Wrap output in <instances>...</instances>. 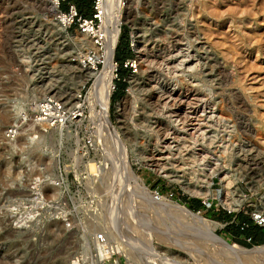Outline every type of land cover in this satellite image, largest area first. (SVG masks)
Segmentation results:
<instances>
[{
	"label": "rangeland",
	"instance_id": "obj_1",
	"mask_svg": "<svg viewBox=\"0 0 264 264\" xmlns=\"http://www.w3.org/2000/svg\"><path fill=\"white\" fill-rule=\"evenodd\" d=\"M85 1L94 18L96 0ZM103 1L108 14L122 5L115 61L126 81L115 82L124 92L111 98L113 127L100 133L86 110L80 122L44 128L43 154H10L4 131L14 122L0 116V264H234L221 247L181 234L187 218L168 204L199 208L231 245H264L229 239L214 217L221 207L202 204L207 189L217 203L227 178L239 215L264 211V0ZM46 9L45 0H0L5 107L22 96L27 103L33 95L73 100L67 92L90 78L83 56L105 46L94 44L104 16L87 35L79 22L62 23ZM127 44L132 55L122 68ZM138 47L155 64L140 59ZM162 87L172 92L169 101L158 99ZM129 94L135 104L118 115L114 101ZM26 156L30 164L22 163ZM124 156L131 174L122 170ZM241 262L264 264L245 254Z\"/></svg>",
	"mask_w": 264,
	"mask_h": 264
},
{
	"label": "bare ground",
	"instance_id": "obj_2",
	"mask_svg": "<svg viewBox=\"0 0 264 264\" xmlns=\"http://www.w3.org/2000/svg\"><path fill=\"white\" fill-rule=\"evenodd\" d=\"M119 1L117 0V2H119ZM114 3L116 4V2H114ZM102 4L103 5H101V4L99 5V9H100V15L99 16H104V17H102V20H103V23L105 25L104 26L105 29L103 28L104 31L101 30L100 34L103 37L105 46H104V51L101 53L100 58L101 57L104 58V67L100 71L99 75L96 77V80H97V81H95L96 85L92 88V91L90 92L89 96H86V100L84 102V105L86 106V108L88 110V116L90 118V121L93 124H95V126H97L99 128L100 133L104 134L105 132L107 133V131H110L111 128L113 127L112 126L113 124H112L111 119H110V115H111L110 101H111L112 87L114 85L113 79H114V69H115V51H116V47L118 44L119 35L121 32L120 24H121V19H122V9H121L122 5L119 3L117 6L118 9L116 11H113V12H111V10H110L111 14H108V12H105L107 9V8H105L106 3H104V1H103ZM45 5L47 7L46 11H48L49 15L52 14V15H54V17H57V20L59 19L60 22L67 23L68 15L65 16L64 13H60L58 8H57V5L55 3H53L51 0H45ZM83 32H85V33H87V35H89L90 28L86 29ZM96 43L94 42V44H96ZM153 56L154 55L148 53L146 51V49H141L138 47V57L140 59H143L144 62L148 63L149 65H152L153 63L155 64V61H153L154 60ZM155 60H157V57L155 58ZM81 62H80L81 63L80 67L82 69V72L83 73L85 72L83 77L86 76L87 78H89V77L91 78V76L94 74L93 73V63H91L93 61L89 62L88 59L86 58V59H83ZM165 64L167 65V63H165ZM167 67H169V66L167 65ZM152 73H154V72H152ZM132 79H133L132 82H136V79H134V76L131 77V80ZM168 89H165V87H162V89H160L161 91L159 90L160 96H158V99L169 101L172 97V92ZM131 91H132V89H131ZM168 91H170V92H168ZM67 95L70 98H73V100H75L73 102V105H75L76 104V98H77V97H75V94L67 92ZM4 102L2 99H0V116H1V119L3 121H9V119H10V120H12V122H18V119L21 116V111L23 109V106L27 104V98L22 96L21 98H16L13 100L8 99L7 107L3 106ZM135 102H136V98L129 94L123 101H119L116 104V113L118 115H125L126 106L131 105V104L134 105ZM164 102H165L164 105L168 104V102H166V101H164ZM160 103H162V102H160ZM30 129L33 130L32 133H30L31 131H28L29 129L24 130L19 137V141L16 139L15 140H7L6 139L5 140L6 141L5 142V149L10 154H13L15 152L33 153L36 151L42 153L43 152L42 149L44 147V140H45V130L43 127L38 129V128H35L34 126H32ZM34 135L40 136V139H37L36 142H34V139H33ZM103 137L105 138V135ZM106 137H107V135H106ZM117 141L119 143V140H117ZM113 142H116V141H113ZM116 146H118V145L116 144ZM127 156L126 157L124 156L123 158H125V159H122V165L124 168L122 170L123 171L126 170L128 173H130V164H129V161L127 160ZM22 163L23 164H30L31 160L29 157L26 156L25 158L22 159ZM88 167L90 168L91 172H93V173L96 172V171H94L95 170V164L91 163V164H89ZM124 173H126V172H124ZM216 175H218V173ZM228 181L230 182V180H228ZM229 182L227 185V178H226V182L225 181L223 182V190L225 191V193H222L219 190L218 196L220 197L221 201L223 203H225L226 205H229L230 208L237 209L240 205L237 204L236 202H233V200H231V198L229 197V193H228V191H229L228 186L230 184ZM157 195H158V193H157ZM210 195H211V190L207 189L206 190V197L208 198ZM155 197H157V196L155 195ZM168 207H172V208L174 207V209L176 208L183 216H185L186 218H188L190 220L193 217L199 219V216H201L200 214L194 216L191 212H189L191 210H189L186 206L181 205L176 201H170L168 204ZM201 217H203V216H201ZM202 223H203L204 228H206V230L210 229L212 231H216V228L218 226H220V223H217V222H214L211 220H207L204 217L202 219ZM232 248L235 252H237L239 254H245L246 256H249L250 258H252L251 253H258V254L262 253V254H264V245L255 246L253 249L248 250L242 246L235 244V245H232Z\"/></svg>",
	"mask_w": 264,
	"mask_h": 264
},
{
	"label": "built area",
	"instance_id": "obj_3",
	"mask_svg": "<svg viewBox=\"0 0 264 264\" xmlns=\"http://www.w3.org/2000/svg\"><path fill=\"white\" fill-rule=\"evenodd\" d=\"M53 3L57 5V8L59 10L61 3L64 2L65 0H51ZM103 0H96L95 4V14L94 18L91 20L88 19H83L81 16H79L76 8L74 5L70 6L69 12L64 13L65 16L68 15V21L71 23H74L75 21L79 22L81 28L83 31L86 29L90 28L92 31H94V27H92L93 22L96 20H100V9L99 5L102 3ZM60 13L61 10H59ZM76 23V22H75ZM87 27V28H86ZM102 30V29H101ZM101 30H99V34L95 35L97 38V43L98 45L102 46L104 45V40L101 33ZM91 31V30H90ZM95 33V32H94ZM103 42V43H101ZM95 54H90V52H87L84 59H88L89 62L93 63V75L91 78H89L86 83L81 87V89L78 90L77 93H75L76 98V104L73 105V102L75 100H65L64 98H61L60 96L52 95V96H37L33 95L32 100H30L26 105L23 106V109L21 111V116L18 119V122H14L7 126L4 131L5 138L7 140H15L18 139L21 135V133L29 129L28 131H32L30 128L34 126L35 128H45L46 130L48 129H62L67 127L71 123L75 122H80L83 118H85V113H86V106L84 105V102L86 100V85L89 83L91 79H95L99 75L100 71L104 67V58L101 57V53L104 51V48H99ZM103 50V51H102ZM129 64L126 62L124 64V67H128ZM101 67V69H99ZM119 65L115 61V69H114V85L112 87V92H111V98L115 95L117 92V85L115 82H119L121 80V77L119 75ZM94 81V82H95ZM122 81H126L125 78L122 79ZM128 88L126 89V91ZM85 93V94H84ZM114 107L116 108V104L119 102L118 100L114 101ZM110 106H111V101H110ZM96 130V129H95ZM94 146L96 144L93 136L90 140ZM220 175V174H218ZM216 175L215 177H217ZM214 177V178H215ZM214 184V182L212 183ZM222 187V184H221ZM221 187L217 188L215 191L216 197L215 199L217 200V203H214V198H205L202 200V204L206 206L207 208H212V207H221L222 211L226 213L229 216H232V221L231 224H235L240 231H245L250 227V223L247 221H241L238 219V215L240 211H237L235 208H230L229 205H226L223 203L218 196V191L221 189ZM212 188V186H211ZM158 193V192H156ZM159 194V193H158ZM212 194V192H211ZM172 197V195H171ZM241 207V206H240ZM248 215L249 220L251 223H253L255 226L259 228L264 229V211L256 209L255 211L251 212L250 214H245V216ZM226 225H224L225 227ZM97 240H104L103 234H100L97 237ZM247 242L252 241V237H248L246 239Z\"/></svg>",
	"mask_w": 264,
	"mask_h": 264
},
{
	"label": "water",
	"instance_id": "obj_4",
	"mask_svg": "<svg viewBox=\"0 0 264 264\" xmlns=\"http://www.w3.org/2000/svg\"><path fill=\"white\" fill-rule=\"evenodd\" d=\"M191 212L194 216L195 215H199V211L194 213L192 211ZM202 219L203 217L199 216V219L193 217L191 220H188L184 223V222H179L182 226L183 229H181V234L185 235V236H191L197 239H202L208 242L213 243L214 245H217L219 247H221L222 251L224 252V254L230 255L232 261L234 262V264H243L241 262V258L244 254H239L237 252H235L232 248L231 243H229L228 241H226L225 239H223L220 235H218L216 233V231H212L210 229L206 230V228H204L203 223H202ZM190 231H193L196 233V236L190 234ZM180 249H184L183 246L181 245H177ZM200 254H203L201 251H198ZM185 257V256H183ZM251 259L252 260H264V254H258V253H251ZM209 264H222L220 262H218L217 260H215L214 258H210L209 260Z\"/></svg>",
	"mask_w": 264,
	"mask_h": 264
},
{
	"label": "crops",
	"instance_id": "obj_5",
	"mask_svg": "<svg viewBox=\"0 0 264 264\" xmlns=\"http://www.w3.org/2000/svg\"><path fill=\"white\" fill-rule=\"evenodd\" d=\"M220 220L224 223L226 233L229 239L235 240H246L248 237L253 238L254 243L264 242V229L255 226L253 223L250 222L249 217L245 215H238V219L241 221H247L250 223V227L245 231H240L239 228L235 224H231L232 216H227L224 213H218Z\"/></svg>",
	"mask_w": 264,
	"mask_h": 264
},
{
	"label": "trees",
	"instance_id": "obj_6",
	"mask_svg": "<svg viewBox=\"0 0 264 264\" xmlns=\"http://www.w3.org/2000/svg\"><path fill=\"white\" fill-rule=\"evenodd\" d=\"M65 2H68V3H73V5L75 6V8H76V10L78 11V13L80 14V16L82 17L83 15L84 16H86L85 17V19H88V17H90V19H93V17H92V14L90 15V16H87L88 15V13H84L85 12V5H87V3L88 2H86L85 0H65L64 2H62V3H65ZM62 3H61V5H62ZM93 3H94V0H93ZM92 8H93V5H92ZM63 9H65V12H68L69 10H68V8H66L65 6H63ZM94 11V10H93ZM77 24V23H76ZM120 48V47H119ZM125 51H124V54H123V56H122V64H121V67L123 68L124 67V61L126 60V59H128L129 58V56L130 55H132V51H131V48L128 46V44L125 46ZM123 49V50H124ZM120 50V49H119ZM116 62L118 63V61H117V55H116ZM119 64V63H118ZM120 67V68H121ZM121 73V72H120ZM120 76H121V74H120ZM124 76V74L121 76V80L120 81H122V79L124 78L123 77ZM118 91H120V92H124V84H123V82H120V85L118 84V86H117V92ZM116 92V93H117ZM115 93V94H116ZM115 96V95H114ZM113 96V97H114ZM113 99V98H112ZM191 210H193V211H195V212H198L200 209L199 208H197V207H191L190 208ZM214 217H215V220L216 221H218V222H222L221 220H220V218H219V215H217V214H214ZM220 236L222 235L221 233H218ZM226 238V237H225ZM252 240H253V238H252ZM261 243H264V242H258V243H254L253 242V245H255V244H261Z\"/></svg>",
	"mask_w": 264,
	"mask_h": 264
}]
</instances>
